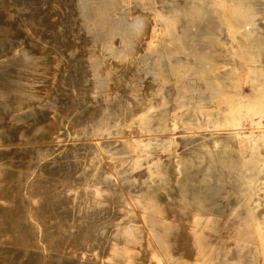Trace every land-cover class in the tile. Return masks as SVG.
Here are the masks:
<instances>
[{"label": "rangeland", "instance_id": "1", "mask_svg": "<svg viewBox=\"0 0 264 264\" xmlns=\"http://www.w3.org/2000/svg\"><path fill=\"white\" fill-rule=\"evenodd\" d=\"M0 264H264V0H0Z\"/></svg>", "mask_w": 264, "mask_h": 264}]
</instances>
